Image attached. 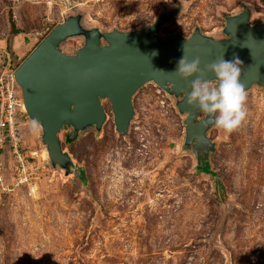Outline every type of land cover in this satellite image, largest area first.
<instances>
[{
	"label": "rangeland",
	"instance_id": "1",
	"mask_svg": "<svg viewBox=\"0 0 264 264\" xmlns=\"http://www.w3.org/2000/svg\"><path fill=\"white\" fill-rule=\"evenodd\" d=\"M243 4L252 21L264 19V0H0V60L9 56L17 67L76 11L87 25L129 30L152 23L163 7H179L161 36L188 37L198 25L222 37L224 17ZM81 43L59 47L73 53ZM132 103L127 135L114 130L108 102L100 132L87 129L68 144L60 133L83 178L53 171L38 125L23 121V148L35 151L38 179L32 191L0 190V264H264V88L247 92L239 127L208 131L218 185L198 175L192 153L181 148L185 115L172 97L150 82Z\"/></svg>",
	"mask_w": 264,
	"mask_h": 264
},
{
	"label": "water",
	"instance_id": "2",
	"mask_svg": "<svg viewBox=\"0 0 264 264\" xmlns=\"http://www.w3.org/2000/svg\"><path fill=\"white\" fill-rule=\"evenodd\" d=\"M180 12L163 7L154 21L140 28L103 30L85 23L84 11L66 15L19 63L13 76L22 93L25 113L40 129V142L53 171L83 178V168L72 159L64 143L75 141L87 129L100 132L107 120L109 103L114 130L128 134L133 119L132 97L146 83H154L174 99L183 118L181 148L194 157L193 169L218 185L220 176L210 163L215 142L208 136L216 127L212 117L186 103L190 84L174 69L183 55L199 58L200 67L220 58L242 62L240 82L246 93L253 86L264 88V19L251 20V8L227 14L219 29L222 37L204 33L195 25L188 37L177 32L161 36L160 29ZM80 39L73 53L60 49L61 42ZM156 55H153V53ZM206 79L218 83L214 73Z\"/></svg>",
	"mask_w": 264,
	"mask_h": 264
},
{
	"label": "clouds",
	"instance_id": "3",
	"mask_svg": "<svg viewBox=\"0 0 264 264\" xmlns=\"http://www.w3.org/2000/svg\"><path fill=\"white\" fill-rule=\"evenodd\" d=\"M200 64L199 58L189 60L183 48V55L177 61L174 71L186 81L197 76L190 84L191 91L187 92L186 103L212 117L217 128L231 132L240 126L247 115L244 108L247 93L240 82L243 62L238 57L231 61L222 57L205 65L203 69ZM208 73H214L218 82L216 86L206 79Z\"/></svg>",
	"mask_w": 264,
	"mask_h": 264
},
{
	"label": "built area",
	"instance_id": "4",
	"mask_svg": "<svg viewBox=\"0 0 264 264\" xmlns=\"http://www.w3.org/2000/svg\"><path fill=\"white\" fill-rule=\"evenodd\" d=\"M15 69L14 60L9 56L0 60V190L27 186L32 191L38 179V165L30 161L35 151L25 152L23 148L20 127L27 115L21 90L13 76ZM9 170L12 176L7 183Z\"/></svg>",
	"mask_w": 264,
	"mask_h": 264
},
{
	"label": "trees",
	"instance_id": "5",
	"mask_svg": "<svg viewBox=\"0 0 264 264\" xmlns=\"http://www.w3.org/2000/svg\"><path fill=\"white\" fill-rule=\"evenodd\" d=\"M9 20H10V32L13 34V35H16V34H18V33H20L21 32V30L20 29H18L17 27H16V25H15V22H14V20L12 19V14H11V10H9ZM64 149V148H63Z\"/></svg>",
	"mask_w": 264,
	"mask_h": 264
},
{
	"label": "bare ground",
	"instance_id": "6",
	"mask_svg": "<svg viewBox=\"0 0 264 264\" xmlns=\"http://www.w3.org/2000/svg\"><path fill=\"white\" fill-rule=\"evenodd\" d=\"M43 151H44V150H43ZM42 155H43V157H46V153H45V151L42 152Z\"/></svg>",
	"mask_w": 264,
	"mask_h": 264
}]
</instances>
